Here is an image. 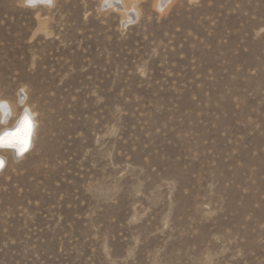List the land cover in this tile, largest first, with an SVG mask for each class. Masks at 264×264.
<instances>
[{
  "label": "rangeland",
  "instance_id": "1",
  "mask_svg": "<svg viewBox=\"0 0 264 264\" xmlns=\"http://www.w3.org/2000/svg\"><path fill=\"white\" fill-rule=\"evenodd\" d=\"M123 1L0 0V264H264V0Z\"/></svg>",
  "mask_w": 264,
  "mask_h": 264
},
{
  "label": "bare ground",
  "instance_id": "2",
  "mask_svg": "<svg viewBox=\"0 0 264 264\" xmlns=\"http://www.w3.org/2000/svg\"><path fill=\"white\" fill-rule=\"evenodd\" d=\"M41 1H43V0H28V2L33 3V5H36L37 3L41 2ZM162 1L163 0H160L159 6H162ZM165 1H166V3H165V7H166L170 3V1H172V0H165ZM105 5L108 7H115L117 9L122 10L124 13H126L127 22H128V20L134 21V19H136L139 16V11L136 8V6H132L129 9V8L125 7L123 0H118V6H117V0H105ZM18 104L19 105L16 106V105H14L8 101H2L0 99V105L3 106L2 109H0V134H2L5 131L13 130L16 127V125L18 124V121L20 120L22 115L27 112V113H29V115L32 118L33 123H34V134H33L32 145H31V148L29 151H28L29 146L24 151H20L19 146L15 147V148L9 147L11 149L0 150V160L5 162L4 166L0 167V170H1L0 174L6 170V168L8 166L9 158L13 159L17 162L26 160L27 158H29L30 156H32L34 154V151L36 148L38 132H39V120H38L37 114L35 111H33L31 109V107H29L27 105L26 98L22 97V95L18 99ZM20 107H22V108L19 110ZM26 118H27V116H25L23 120H25ZM19 125H18V129L15 132H9V133L18 132L19 131ZM4 136H2V137H4ZM13 139H14V137H9L8 140L5 141V145H7V143L11 142ZM4 147H8V146H4Z\"/></svg>",
  "mask_w": 264,
  "mask_h": 264
},
{
  "label": "snow or ice",
  "instance_id": "3",
  "mask_svg": "<svg viewBox=\"0 0 264 264\" xmlns=\"http://www.w3.org/2000/svg\"><path fill=\"white\" fill-rule=\"evenodd\" d=\"M118 6V0H117ZM2 105H0V109H2ZM33 125L31 123L30 118H26L19 125V131L16 133H8L4 137H0V147L8 146V147H17L19 146L20 151H24L28 147V138L31 134ZM9 137H14V139L5 145V141L8 140ZM5 164L4 161L0 160V167H3Z\"/></svg>",
  "mask_w": 264,
  "mask_h": 264
},
{
  "label": "water",
  "instance_id": "4",
  "mask_svg": "<svg viewBox=\"0 0 264 264\" xmlns=\"http://www.w3.org/2000/svg\"><path fill=\"white\" fill-rule=\"evenodd\" d=\"M25 116H27V118H30L31 123H32V125H33L32 131H31V134H30L29 139H28V146H29L28 151H29L30 148H31V145H32V140H33V134H34V123H33L32 118L30 117L29 113H27V112L24 113V114L22 115V117H21L20 120L18 121V124L16 125V127H15L13 130L3 132L2 134H0V137L4 136L5 134H7V133H9V132H15V131L18 129V125L21 123V121L24 119ZM3 149H11V148H9V147H0V150H3ZM28 151H27V152H28ZM27 152H26V153H27ZM0 171H1V170H0Z\"/></svg>",
  "mask_w": 264,
  "mask_h": 264
}]
</instances>
